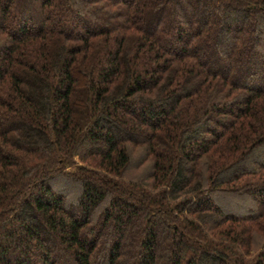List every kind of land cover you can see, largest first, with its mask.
I'll return each mask as SVG.
<instances>
[{"label":"trees","instance_id":"trees-1","mask_svg":"<svg viewBox=\"0 0 264 264\" xmlns=\"http://www.w3.org/2000/svg\"><path fill=\"white\" fill-rule=\"evenodd\" d=\"M0 264H264V0H0Z\"/></svg>","mask_w":264,"mask_h":264},{"label":"rangeland","instance_id":"rangeland-1","mask_svg":"<svg viewBox=\"0 0 264 264\" xmlns=\"http://www.w3.org/2000/svg\"><path fill=\"white\" fill-rule=\"evenodd\" d=\"M17 16H18V13H17ZM31 22H32V24L33 25H36V22L34 21V20H32L31 19ZM60 182H62V181H60ZM62 184L64 185V186H62L61 184H59V182H57V185H55L56 187H58V186H60L61 187V189L63 190V191H66L67 189H68V183H65V181H63L62 182ZM66 184V185H65ZM66 193H68V196H66V200H68V202L70 203V202H72L73 200H74V198H72L71 197V195L73 194V191H71V190H67V192ZM70 195V196H69ZM222 204V203H221ZM234 212H237V211H235V209H232Z\"/></svg>","mask_w":264,"mask_h":264}]
</instances>
